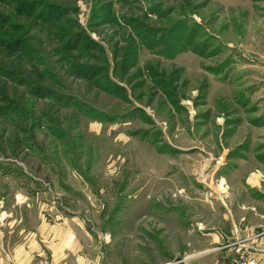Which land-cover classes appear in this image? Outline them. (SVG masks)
I'll return each instance as SVG.
<instances>
[{"label":"rangeland","instance_id":"1","mask_svg":"<svg viewBox=\"0 0 264 264\" xmlns=\"http://www.w3.org/2000/svg\"><path fill=\"white\" fill-rule=\"evenodd\" d=\"M237 184L264 200V0H0L5 247L71 219L98 264H167Z\"/></svg>","mask_w":264,"mask_h":264},{"label":"crops","instance_id":"2","mask_svg":"<svg viewBox=\"0 0 264 264\" xmlns=\"http://www.w3.org/2000/svg\"><path fill=\"white\" fill-rule=\"evenodd\" d=\"M235 189L239 198H228L216 204L214 215L219 218V225L204 227L201 222L200 231H205L199 237L201 244L194 248L184 245L182 250L178 248L174 252L169 250L172 257L167 264H232L235 247L221 245L230 240L242 242L247 252L264 264V200L251 198L244 184H237ZM46 220H39L33 230L16 229L18 239L9 248L5 247L6 238L2 236L0 255H8L7 264H33L41 257H50L53 264H98L100 253H97L95 241L88 237L78 221ZM176 255L181 257L175 258Z\"/></svg>","mask_w":264,"mask_h":264},{"label":"built area","instance_id":"3","mask_svg":"<svg viewBox=\"0 0 264 264\" xmlns=\"http://www.w3.org/2000/svg\"><path fill=\"white\" fill-rule=\"evenodd\" d=\"M35 264H53V262L49 259H41ZM234 264H261V260L253 255H250L248 252L246 253V251L244 250L242 252H238V256Z\"/></svg>","mask_w":264,"mask_h":264}]
</instances>
